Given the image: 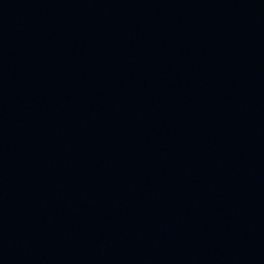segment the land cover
I'll list each match as a JSON object with an SVG mask.
<instances>
[{"label": "water", "instance_id": "obj_1", "mask_svg": "<svg viewBox=\"0 0 264 264\" xmlns=\"http://www.w3.org/2000/svg\"><path fill=\"white\" fill-rule=\"evenodd\" d=\"M0 264H264V0H0Z\"/></svg>", "mask_w": 264, "mask_h": 264}]
</instances>
